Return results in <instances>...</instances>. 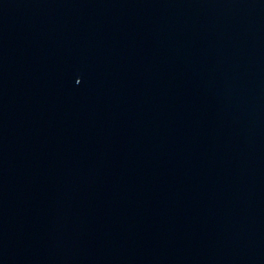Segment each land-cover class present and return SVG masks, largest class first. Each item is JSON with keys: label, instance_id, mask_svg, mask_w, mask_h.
<instances>
[{"label": "water", "instance_id": "95a60500", "mask_svg": "<svg viewBox=\"0 0 264 264\" xmlns=\"http://www.w3.org/2000/svg\"><path fill=\"white\" fill-rule=\"evenodd\" d=\"M202 264H264V73L235 176Z\"/></svg>", "mask_w": 264, "mask_h": 264}]
</instances>
